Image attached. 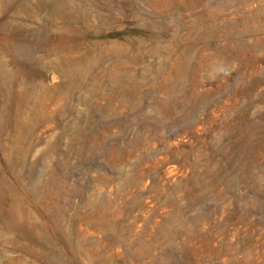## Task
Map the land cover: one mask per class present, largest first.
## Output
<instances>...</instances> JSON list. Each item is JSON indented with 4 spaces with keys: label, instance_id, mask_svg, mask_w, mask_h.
<instances>
[{
    "label": "rangeland",
    "instance_id": "1",
    "mask_svg": "<svg viewBox=\"0 0 264 264\" xmlns=\"http://www.w3.org/2000/svg\"><path fill=\"white\" fill-rule=\"evenodd\" d=\"M0 264H264V0H0Z\"/></svg>",
    "mask_w": 264,
    "mask_h": 264
}]
</instances>
